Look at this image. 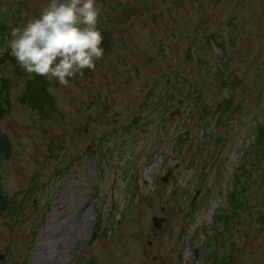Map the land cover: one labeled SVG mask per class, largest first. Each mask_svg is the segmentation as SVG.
Listing matches in <instances>:
<instances>
[{"label": "rangeland", "instance_id": "374dc122", "mask_svg": "<svg viewBox=\"0 0 264 264\" xmlns=\"http://www.w3.org/2000/svg\"><path fill=\"white\" fill-rule=\"evenodd\" d=\"M49 2L0 0V264H264V0H98L67 86L5 43Z\"/></svg>", "mask_w": 264, "mask_h": 264}, {"label": "clouds", "instance_id": "9594fccd", "mask_svg": "<svg viewBox=\"0 0 264 264\" xmlns=\"http://www.w3.org/2000/svg\"><path fill=\"white\" fill-rule=\"evenodd\" d=\"M103 11L98 0H50L39 15L10 27L6 46L27 73L67 86L104 56Z\"/></svg>", "mask_w": 264, "mask_h": 264}, {"label": "trees", "instance_id": "16d2710c", "mask_svg": "<svg viewBox=\"0 0 264 264\" xmlns=\"http://www.w3.org/2000/svg\"><path fill=\"white\" fill-rule=\"evenodd\" d=\"M9 151V141L7 138L0 140V154L1 152L7 153Z\"/></svg>", "mask_w": 264, "mask_h": 264}, {"label": "bare ground", "instance_id": "6f19581e", "mask_svg": "<svg viewBox=\"0 0 264 264\" xmlns=\"http://www.w3.org/2000/svg\"><path fill=\"white\" fill-rule=\"evenodd\" d=\"M53 253L54 252H49L48 254H47V257L48 258H50V259H54V257H53ZM62 261V262H67L68 261V259H66L64 256H63V252H61L60 253V255H59V257H58V259L57 260H54V261ZM45 261V260H44Z\"/></svg>", "mask_w": 264, "mask_h": 264}, {"label": "water", "instance_id": "95a60500", "mask_svg": "<svg viewBox=\"0 0 264 264\" xmlns=\"http://www.w3.org/2000/svg\"><path fill=\"white\" fill-rule=\"evenodd\" d=\"M163 219H159V218H155L154 219V223L157 227H160L161 223H162Z\"/></svg>", "mask_w": 264, "mask_h": 264}]
</instances>
